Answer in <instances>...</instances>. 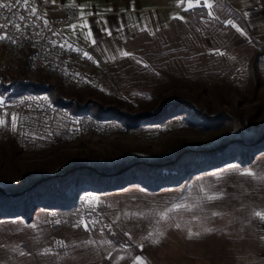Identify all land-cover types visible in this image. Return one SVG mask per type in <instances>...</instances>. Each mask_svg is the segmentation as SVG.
Wrapping results in <instances>:
<instances>
[{
  "label": "rangeland",
  "instance_id": "374dc122",
  "mask_svg": "<svg viewBox=\"0 0 264 264\" xmlns=\"http://www.w3.org/2000/svg\"><path fill=\"white\" fill-rule=\"evenodd\" d=\"M58 1L53 3L55 12L66 20ZM172 1L185 8L197 4ZM207 2L212 15L225 24L231 20L241 31L228 24L215 32L211 25L209 36L185 44L172 23L153 34L140 33L127 50L68 77L44 73L46 83L100 94L106 103L118 97L130 104L132 112L154 108L179 93L209 112L224 108L238 112L243 120L264 122V67L256 95L246 94L243 86L245 64L253 52L250 35L222 9H215V0ZM243 13L264 43V0H243ZM7 52L0 40V119L5 121L0 125V171L7 177L14 165L23 171L34 167L52 171L60 159L116 157L127 148L160 153L178 142L212 143L226 130L199 128L181 115L142 129L81 130L52 107L47 93L13 96L5 90L9 87L4 84L17 75L8 66ZM147 52L159 55L154 64L171 67L175 89L151 83L150 93L132 84L147 77L138 69L149 62ZM27 75L37 77L28 70ZM79 205L66 217L38 207L31 220L21 216L0 220V264H264L258 245V228L264 223L254 216L264 214V152L254 154L251 162H229L175 186L150 190L135 183L112 192H87Z\"/></svg>",
  "mask_w": 264,
  "mask_h": 264
},
{
  "label": "trees",
  "instance_id": "16d2710c",
  "mask_svg": "<svg viewBox=\"0 0 264 264\" xmlns=\"http://www.w3.org/2000/svg\"><path fill=\"white\" fill-rule=\"evenodd\" d=\"M214 7L222 9L225 16L233 18L250 35L253 52L245 64L243 86L246 94L254 96L261 84L264 43L253 34L245 14L228 0H215ZM208 13V7L196 4L183 9L181 16L174 17L173 28L183 43L209 36L211 25L215 32L229 26L223 18ZM158 56L156 52L144 54L149 62L138 69L147 77L136 78L138 80L132 84L150 93L154 91L151 83L159 82L160 88H176L177 78L171 67L154 64ZM13 71L17 73L16 77H10V82L4 84L9 87L5 90L12 91L10 95L47 93L52 107L81 130L100 131V127L142 129L162 124L177 115L199 128L218 129L225 126L226 130L212 143L178 142L160 153L127 148L116 157L98 154L60 159L52 171L41 167L23 171L14 165L10 177L0 171V220L18 216L31 220L38 207L57 211L66 217L71 212L75 214L81 196L87 192H112L135 183L150 190L175 186L185 183L194 174L206 173L229 162H251L254 154L264 152V122L258 124L250 118L243 120L238 112L224 108L209 112L197 106L192 98L179 93L164 98L154 108L132 112L130 104L118 97L113 96L106 103L100 94L64 90L60 84L46 83L47 75L44 73L49 72H36V79H32L27 75L26 58ZM89 94L97 97H86Z\"/></svg>",
  "mask_w": 264,
  "mask_h": 264
},
{
  "label": "crops",
  "instance_id": "0c3cea01",
  "mask_svg": "<svg viewBox=\"0 0 264 264\" xmlns=\"http://www.w3.org/2000/svg\"><path fill=\"white\" fill-rule=\"evenodd\" d=\"M24 0L31 8L44 4L47 17H60L54 0ZM243 12V0H228ZM66 11L63 38L92 54L97 61L127 50L129 41L140 33L153 34L171 26L185 7L172 0H59ZM249 21V20H248ZM250 23V22H249ZM251 25V24H250ZM75 26V30L73 28ZM89 33L91 35H89ZM259 252L264 256V225L259 226Z\"/></svg>",
  "mask_w": 264,
  "mask_h": 264
},
{
  "label": "built area",
  "instance_id": "2783aa9c",
  "mask_svg": "<svg viewBox=\"0 0 264 264\" xmlns=\"http://www.w3.org/2000/svg\"><path fill=\"white\" fill-rule=\"evenodd\" d=\"M0 3L5 5L0 8V25H4L0 36L5 38L0 40L8 47L6 60L11 70H17L19 62L26 58L29 72H49L64 78L95 64L92 54L63 38L62 29L67 21L58 16L47 17L46 5L31 8L24 0Z\"/></svg>",
  "mask_w": 264,
  "mask_h": 264
},
{
  "label": "snow or ice",
  "instance_id": "6c2138e0",
  "mask_svg": "<svg viewBox=\"0 0 264 264\" xmlns=\"http://www.w3.org/2000/svg\"><path fill=\"white\" fill-rule=\"evenodd\" d=\"M16 3H19V0H16ZM197 5L198 6H205V7H208V8H211L212 7V5L207 2V0H203V5H200V0H197ZM3 7H5V5L2 4V3H0V8H3ZM191 7H193V5L191 3H189L188 8H191ZM34 13H35V10H33V14ZM208 15H212V13L209 12ZM20 19L23 20L24 17L21 16ZM227 24H229L232 27L236 28L237 31H241L239 28H237V26L235 24H233V22L231 20L227 21ZM3 27H4V25H0V29H3ZM16 27H17V30H19V27L20 26L17 25ZM73 28L75 30V26H73ZM89 35H91V34L89 33ZM3 38H5V37L0 36V39H3ZM124 55H128V54L127 53H124ZM0 104H3V101L2 100H0ZM15 119H16V117L13 116L12 117V120H13L12 127H13V129H15V127H16V125H15ZM4 123H5V121L2 120V119H0V125H3ZM249 174H251V173H249ZM209 199H212V197H209ZM179 207H181V205H176L175 206V208H179ZM254 216L257 217V218H259V220H260L261 223H264V214H262L261 212H256V213H254ZM163 218H164V216H161V219H163ZM84 227L87 228L88 226L85 224ZM141 264H142V262H141Z\"/></svg>",
  "mask_w": 264,
  "mask_h": 264
}]
</instances>
